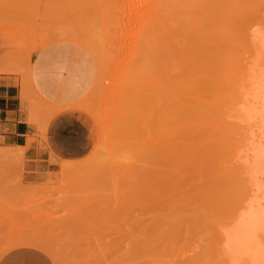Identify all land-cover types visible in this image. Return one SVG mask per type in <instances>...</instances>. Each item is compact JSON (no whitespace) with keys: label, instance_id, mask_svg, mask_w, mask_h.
Wrapping results in <instances>:
<instances>
[{"label":"bare ground","instance_id":"obj_1","mask_svg":"<svg viewBox=\"0 0 264 264\" xmlns=\"http://www.w3.org/2000/svg\"><path fill=\"white\" fill-rule=\"evenodd\" d=\"M51 3L50 13L72 9L74 16L85 18V22L97 19L109 32L115 31L112 26L120 20L129 32L127 45L132 47L124 76L127 100L118 106L113 120L74 97L60 95L63 105L51 120L66 112L88 115L94 121L92 134L98 136V144L79 163H61L59 174H71L68 181L80 184L83 174L106 175L104 170L116 163L115 173L110 170L105 176L111 180L101 177L106 183L119 181L125 189L110 213L127 215V206L143 201L156 211L151 219L137 220L123 228L121 239L105 243L99 239L95 242L98 245L85 237L88 244L74 239L76 230L67 232L69 242L61 241L62 233L52 240L46 238H53V233L13 237L21 233L15 231L0 250V259L14 249L32 247L43 251L55 264H62L64 254L60 258L59 251L53 249L64 245L59 244V238L67 245L93 243L95 251H90L91 244L85 249H90L85 264H264V0ZM90 31L92 34L86 32L93 37L94 52L100 55L94 64L101 66L105 55L95 43L102 35ZM43 39L48 41L47 36ZM4 72L1 68L0 75ZM28 97L24 91L22 113L28 109ZM153 133H160L159 137L163 133V141L158 144L160 140ZM157 145H162L163 152H158L162 148ZM153 158H160L164 168L156 169L160 164L153 163ZM116 176L118 181L114 182ZM62 192L66 198L72 195ZM207 210L216 216L210 218ZM88 216L90 220H81L93 222ZM73 221L80 223L78 219ZM66 225L62 228L72 229ZM84 227L81 232L96 230ZM95 233L92 235L106 236ZM157 239L164 240V251L156 250ZM71 247L66 246L69 250L77 248ZM85 251L72 253L77 264H83L78 258L87 256ZM78 253L81 255L76 258ZM73 256L65 257L64 264H71L67 261L72 262Z\"/></svg>","mask_w":264,"mask_h":264},{"label":"rangeland","instance_id":"obj_2","mask_svg":"<svg viewBox=\"0 0 264 264\" xmlns=\"http://www.w3.org/2000/svg\"><path fill=\"white\" fill-rule=\"evenodd\" d=\"M66 1L71 2L72 4L78 3V0ZM82 1L83 3L89 2V0H80V2ZM51 4V0H0V69L3 68L5 70V72L2 73L3 75L5 74L4 76H9L14 79L13 82L17 86L19 92L20 110L22 101L21 96L24 91L28 93V102L26 101V103H28V109L23 113L21 111L23 118V120L22 118L21 120L25 121L28 125L36 127L39 133L38 138L40 141H38V145L41 151L44 150L42 146V139L45 141L47 128L51 121L55 119L51 120V116L60 106L57 103H52L51 101H59L61 96L70 98L74 97L75 101H80L81 104L89 107L93 111H96L98 114L108 115L110 120L115 118L114 115L116 114L118 106L121 105L124 100H127V98H125L126 85L124 83V76L125 67L128 65L130 54L132 52V47L127 45V43L129 44L130 42L128 37L129 32L122 27L120 20H116L112 26L115 27V31L109 32V29H103L106 25L100 24L96 18L95 21L86 19V22H89L88 25L84 21L85 18L83 19L79 15L74 16L72 9L59 10L57 13H52V11L50 13L49 5ZM92 10L94 12L97 11L95 7ZM91 14L94 15L95 13ZM81 26L87 27L81 28ZM88 26H90V28H88ZM92 26L94 28H92ZM91 29L96 31V33L98 32L100 36L102 35L100 38L102 43L100 39L99 43H95L105 55L104 59L106 60H104L105 62L103 65L101 64V66L94 64L95 61L99 62L100 55L94 52L93 37L89 36ZM86 31H89V34H87ZM84 33L87 36H85ZM44 36L48 37V41H44ZM34 57H36V60L33 63ZM92 60H94V62ZM10 73L14 74L10 75ZM23 85L25 87H23ZM81 115L87 122L91 132L94 127V121L86 114ZM153 134L157 135L156 140H160L158 141V144L159 142L161 143V140L163 141V133L161 137L158 136L160 133ZM97 138L98 136L93 137V134L91 133V151L98 144ZM35 142L34 138H29L24 148H12L3 145L0 142L1 251H3L2 249L6 247L4 245L6 240L8 242L10 238L16 237L18 234L23 236L28 235L32 238L33 235H38V233L40 236L43 235V237L53 233V238L52 235H49L50 237L46 238H51L53 240L55 239L56 234L58 235V233H62L59 234V236L63 237L65 234L63 237L64 239L61 238V240L57 238V241H59V244L64 245L55 246L53 244V246H55L53 249L56 252L59 251V257L64 254L63 259H67L73 256L72 253L75 251H85L86 248H89L88 246L90 244L91 250H87H90L91 252L95 251L96 247L94 248L93 245H98L95 242H100L99 239L103 240L100 243L121 239V230L126 229L129 224H132L137 220L151 219V217L155 214V207L144 201L127 206V215H117L113 212L110 213L113 207L116 206V204H119V201L121 200L120 194L122 192L125 193V189L124 186L121 185V182L118 181V176H116L114 181H118V184H114L113 182L106 183L108 181H103L101 177L111 180L112 178L105 176L110 170L115 173L118 164L113 163V168H109L108 171L104 170V174L106 175L101 176V173L93 172L95 177H98V174L100 176L98 178L100 179L91 176L90 172L83 174L85 176L82 178L79 176L80 179H82V182L79 184V182H75L73 179L72 180L74 182L68 181L72 178L71 174H59L60 164H76L82 161L85 157L80 160L69 161L56 159L51 154V156L42 154L38 158L31 160V155L28 154ZM159 146L157 148L161 149L162 147ZM161 151L163 152V148L158 152L160 153ZM159 160L160 158L158 160L156 159V161L159 162L158 165L160 164V166L156 167V169H163L164 166L162 165L165 164ZM154 161L155 160L153 158L152 162L154 163ZM153 165L154 164L150 165L151 169H154V167L152 168ZM113 177H115V175H113ZM61 179H64V182L67 181L70 184L71 182L74 183L76 188L72 186L73 184H64ZM89 186L91 187L90 189H94L96 191L91 192L87 189ZM62 191L66 194L72 193V195H68L66 198L62 195ZM110 196L112 198H110ZM69 197H73L71 198L73 201L70 200ZM111 199H113V201H111ZM96 212L97 214L95 215ZM107 212L109 213L106 216L105 213ZM206 213L210 218H212V216H216V214L211 210H207L205 214ZM88 215L91 216V219H94L93 222L81 220H90L86 217ZM76 218L78 219V222L80 221V223H83L80 224L76 221L74 222L73 220H77ZM97 220L102 222H97ZM66 223L70 224L69 226H71L72 229H67L66 231V228L69 227L62 228L66 225ZM75 223L78 226L81 225V227H87V230L93 227L96 230L92 231V229H90L92 233L96 232L95 234H106V236L105 238H102L104 235L95 236L91 233V236L88 234L91 231L81 232V227H76ZM51 224L54 225L52 226ZM90 225L92 226L90 227ZM42 226H46L45 229H43ZM13 227L18 229H14ZM99 227L100 229H98ZM40 229L43 230L44 234L42 231H39ZM60 229H62L63 232H61ZM97 229L103 231L101 232ZM75 230L78 233H75ZM15 231L21 233H16L13 237H10L9 235ZM70 231L78 235H73L74 239L82 243L86 242L85 239H87V242H93L94 244L90 243L87 245L88 243L86 242L87 244L80 243L77 245L75 242H71L73 240H70V243L73 245L61 243V241L69 239L67 234ZM82 233L88 234L91 239L87 236H83ZM110 234H112V238L114 239L110 238ZM115 234L118 235L119 238H117V236L113 237ZM20 235L17 237H20ZM73 238L70 236V239ZM93 238L94 241L92 240ZM157 240L154 243L156 250L158 249L164 251V240ZM53 242L56 243L55 241ZM65 242H69V240H66ZM66 246H77V248L69 250ZM60 247L62 249H60ZM65 251L70 253L69 257H67L68 253H64ZM88 251H85L87 252L86 254L89 253ZM76 255H78L76 257L78 258L81 254L78 253ZM89 255L90 254L87 256L84 255V257L80 256L78 259L86 261ZM63 259L62 264L66 261ZM74 259L75 257L72 258L73 261H75ZM73 261H67V263L72 264ZM85 261L83 264H85ZM77 263L78 262L75 261V264ZM0 264L55 263L41 250L32 247H22L5 254L0 259Z\"/></svg>","mask_w":264,"mask_h":264},{"label":"crops","instance_id":"obj_3","mask_svg":"<svg viewBox=\"0 0 264 264\" xmlns=\"http://www.w3.org/2000/svg\"><path fill=\"white\" fill-rule=\"evenodd\" d=\"M35 60L36 57L33 63ZM13 80L12 77L0 75V142L12 148H24L27 140L34 138L36 142L28 154L31 160L42 154L69 161L86 157L92 149V130L90 132L87 122L76 112L63 113L51 121L45 133V141L42 139L44 150H40L36 127L21 120L19 92ZM51 102L63 105L59 101Z\"/></svg>","mask_w":264,"mask_h":264}]
</instances>
